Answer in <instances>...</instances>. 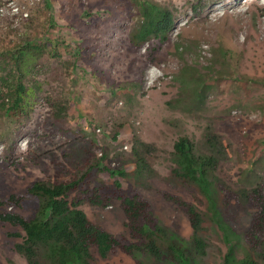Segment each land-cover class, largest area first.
Instances as JSON below:
<instances>
[{"label": "rangeland", "instance_id": "obj_1", "mask_svg": "<svg viewBox=\"0 0 264 264\" xmlns=\"http://www.w3.org/2000/svg\"><path fill=\"white\" fill-rule=\"evenodd\" d=\"M152 1L172 12L174 27L165 43L152 40L134 49L129 37L135 9L128 0H0V46L8 55L45 44L56 54L52 58L45 45L44 56L22 73L23 82L35 88L28 112L19 118L0 112V196L21 193L35 180L68 179L105 150V162H119L129 174L139 140L151 147V169L135 188L192 259L186 217L161 197L181 191L167 180L170 153L183 136L203 151L210 130L222 138L224 181L245 184L259 176L264 184V0ZM220 45L228 51L224 64ZM183 71L201 74L210 93L187 99L179 81ZM63 98L69 110L54 121L49 102ZM96 177L109 181L106 173ZM80 209L113 236L128 237L118 202L107 208L84 203ZM245 217L239 212L235 221L244 224ZM13 232L20 231L0 224V264H26L14 250L22 238L8 236ZM209 235L203 263L222 264L225 247L214 230ZM135 261L178 264L166 251L159 259L118 253L108 262Z\"/></svg>", "mask_w": 264, "mask_h": 264}, {"label": "trees", "instance_id": "obj_2", "mask_svg": "<svg viewBox=\"0 0 264 264\" xmlns=\"http://www.w3.org/2000/svg\"><path fill=\"white\" fill-rule=\"evenodd\" d=\"M128 2L135 9V23L129 37L132 47L139 49L152 40L165 43L174 27L172 12L152 0ZM45 45L24 47L14 56L8 55L9 49L0 46V112L3 116L19 118L31 108L35 88L23 82L22 73L39 55L44 56ZM219 53L222 59L219 63L224 64L228 51L220 45ZM49 55L56 57L55 47ZM4 71L6 75L2 74ZM197 73H181L179 81L187 99L198 100L210 93L211 87ZM191 82L195 86H189ZM49 105L54 121L65 117L69 110L66 98L51 101ZM118 135L119 130H116L113 139ZM202 147L203 151H196L186 136L173 144L167 180L186 191L185 194L179 189L178 194L161 193L163 200L176 206L186 217L191 230L188 253L193 255L192 259L185 256L184 247L158 222L151 204L135 188L151 169L147 157L151 155V147L139 140L133 146V172H125L119 162H105V150L87 170L68 179L35 180L21 193L0 196V224L23 233L13 232L8 236L22 238L14 244V250L26 264H110L108 261L116 254L132 257L136 251L156 259L166 251L178 264H204L210 247V229L219 235L225 247L222 264H264V184L259 176H252L245 184L224 181L220 170L224 161L220 135L205 131ZM29 162L35 163L36 156L29 157ZM99 173H106L109 181L98 179ZM191 191L197 197H192ZM113 202H118L125 217L127 238L108 233L92 223L80 209L84 203L107 208ZM239 212L246 216L244 224L235 221ZM134 264L149 263L135 261Z\"/></svg>", "mask_w": 264, "mask_h": 264}, {"label": "built area", "instance_id": "obj_3", "mask_svg": "<svg viewBox=\"0 0 264 264\" xmlns=\"http://www.w3.org/2000/svg\"><path fill=\"white\" fill-rule=\"evenodd\" d=\"M9 5L11 6V9H12L14 12L18 10V9L12 4V3H10ZM0 11H2V10L0 9ZM25 16H26V14H25Z\"/></svg>", "mask_w": 264, "mask_h": 264}]
</instances>
